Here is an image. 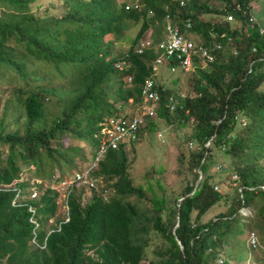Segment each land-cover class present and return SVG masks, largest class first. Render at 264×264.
Instances as JSON below:
<instances>
[{
	"label": "trees",
	"instance_id": "1",
	"mask_svg": "<svg viewBox=\"0 0 264 264\" xmlns=\"http://www.w3.org/2000/svg\"><path fill=\"white\" fill-rule=\"evenodd\" d=\"M37 1L0 0V87H9L6 93L0 89L6 96L0 110V264H216L210 260L225 239L230 259L220 264H264L260 25L249 28L246 38L237 35L233 48L240 50L235 56L224 61L217 55L209 68L196 67L204 83L201 86L196 78L190 91L188 77L187 97L171 104L168 91L153 84L157 106L153 115L144 116L147 123L137 138L144 139L141 133L150 131L152 120L161 119L175 133L182 131L185 140L178 149L186 147L187 153L176 156L177 179L168 187L170 192L151 190L149 197V184L135 185L129 174L123 143L95 158L99 130L103 120L124 113L128 98L141 105L143 83L155 80L152 64L158 56L153 46L135 51L148 28L151 40L161 38L167 15L178 29L190 17L192 31L204 42L211 39L210 32L218 31L211 17H200L199 12L213 13L203 5L207 0H139L140 11L126 10L116 0H48L42 13L32 10ZM211 1L237 2L247 10L250 0ZM54 2H60L62 12L53 11ZM233 13L242 18L240 12ZM136 24L133 37H125ZM111 36L127 44L113 56L112 40L107 41ZM161 60L159 66H175L172 56L161 54ZM116 64L124 67L117 69ZM225 74L229 78L223 81ZM137 138L125 142L133 144ZM184 167L196 169L193 181L184 176ZM23 170L41 183L52 173L63 182L80 176L67 185V209L61 219L55 217V225L48 220L57 209L56 190L47 183L41 194L31 197L29 182L18 180ZM222 173L234 176L236 187L225 211L202 222L207 210L223 198L213 188L226 175ZM93 178L107 191L106 199L94 195ZM63 188L66 192V185ZM84 191L90 201L83 208ZM133 197L147 198L151 207L140 208ZM245 208H250L249 214L238 212ZM241 227L248 229L247 246L238 237ZM250 234L256 236L260 255L252 253Z\"/></svg>",
	"mask_w": 264,
	"mask_h": 264
},
{
	"label": "rangeland",
	"instance_id": "2",
	"mask_svg": "<svg viewBox=\"0 0 264 264\" xmlns=\"http://www.w3.org/2000/svg\"><path fill=\"white\" fill-rule=\"evenodd\" d=\"M107 1V0H105ZM48 0L43 1H37L39 4L38 6L32 4V10L37 11L38 13H42L44 10V7L47 5ZM207 5L210 6H216L220 2H212L211 0H207L204 2ZM55 7L53 8V11L56 13L62 12V5H60V2H54ZM264 4V0H254L248 2V5L250 7V13L252 15V20L256 22L257 20L264 24V12L259 14L260 5ZM205 14V15H204ZM205 17H211L213 20L216 19L215 16H212L210 14L204 13ZM148 18L151 16L148 15ZM138 24L133 25L132 27L128 28L125 31V37H133V35L137 31ZM112 40V48H111V55L117 53L118 50L124 49L127 47V44L124 42H118L112 39V36L107 39V41ZM173 72H169V67L165 68L162 66L157 67V74L155 75V83L156 85H160L162 90L168 91V93L171 94H177L180 92H183L185 94H188L186 87L188 84V77L190 78V91H193V86L195 84L196 74L194 72L189 73H180L179 68L173 67ZM185 74V75H182ZM180 76V77H179ZM186 77V78H183ZM181 79V80H179ZM182 81V82H181ZM9 87H0V89H3L6 93L7 89ZM5 93H1L0 91V110L2 109V106L4 104L5 100ZM190 94V93H189ZM139 104H136V101H133L132 99L128 98L126 100V103L123 104L124 106V113L127 115H131L135 112V109ZM105 120L102 121V127L105 125ZM151 123V121H150ZM152 126L150 131L142 132L144 139L137 140L133 144H127L125 143L123 145V149L126 152L127 156V164L129 166V174L132 177L135 185H146L149 184L150 192L148 193V196L150 197L151 190H154L157 194L161 193L162 191H165L166 193L170 192L169 186L172 182H174L177 179L176 176V156L177 154H186V147L178 149V143L180 140L184 141V134L182 131L177 134L175 133V130L172 129L169 125H167L165 122H163L161 119H154L152 120ZM100 128L99 133H102L103 128ZM12 130V128H9ZM168 131V132H167ZM167 132V133H163ZM160 133V134H159ZM156 135V136H155ZM89 143H87L84 146V149L86 150L89 147ZM264 160V158L262 159ZM263 164V163H262ZM196 169H188L187 167H184V176L191 181L194 179L193 172H195ZM24 171V173H23ZM18 180H24L28 181L30 184L29 192L30 195L33 196L34 194H40L42 193L47 185L49 183L48 188L51 190H56L57 192V199L59 201V206L57 209H55L53 213V218L48 220V225H55V217H60V219L65 214V204L63 203V196L67 193V185L71 184L73 182L72 178H69L65 180L66 184V192H63L62 183L58 180V174L52 173L53 177L48 182L41 183L40 179H35L32 176H29V172L26 170H23ZM183 172V168H182ZM181 172V173H182ZM231 173V172H230ZM230 173H222L226 175H221L220 178H218V184H216V190L221 193L223 198L218 201V203L212 205L207 212L201 217V221L205 222L208 219L214 218L217 214L222 213L225 211L226 207L229 204L230 195L233 190V188L236 187V185H233L231 182L232 175ZM51 175V176H52ZM182 177V174L179 177L178 183ZM197 180V179H196ZM196 182V181H195ZM195 182L193 185H195ZM35 183H39V188H36L34 185ZM177 185L174 188H179ZM101 187L98 188V190L95 192L97 195L99 193ZM136 205H138L140 208H150L151 203L147 200V198H132ZM174 203V201H173ZM250 209V208H249ZM249 209H239L238 212L241 214H249ZM248 231L247 228L241 227V234H238V237L241 238V242L244 246H247L246 244V232ZM254 234H256V230H253ZM223 246L216 248L214 250L216 253L213 256V259L210 260L211 262L216 264H220L225 259H230V256H228L231 253L230 244L227 239L222 241ZM264 250V246H261ZM252 253L256 255H260L261 249L258 248V246H255V249L252 250ZM244 263H247L245 261ZM233 264V262L231 263Z\"/></svg>",
	"mask_w": 264,
	"mask_h": 264
},
{
	"label": "clouds",
	"instance_id": "3",
	"mask_svg": "<svg viewBox=\"0 0 264 264\" xmlns=\"http://www.w3.org/2000/svg\"><path fill=\"white\" fill-rule=\"evenodd\" d=\"M116 1L118 3H122L123 8L126 10H133V11L139 10L140 11L142 9L141 8L142 3L139 0H116ZM175 1L181 2L182 0H175ZM191 1L192 0H190V2ZM250 1H254V0H250ZM203 5L207 6V8L212 10L213 13L212 12H199L201 15L200 17H202V14H204V13L215 16L216 19L213 21L218 26V31L215 30L214 32H210L211 39L209 41L204 42L203 40H201L197 36L196 33H194L192 31V22H191L190 17L186 18L183 27L178 29L177 27H175L169 23L168 16L165 15L163 18L164 19V23L162 25L163 34H161V38H159L157 40H151V38H150L151 37L150 36V34H151L150 30L151 29L148 28L144 32V34L142 35L141 39H138L137 43L141 40H144L145 38L150 39L151 42H153V45H156V44L158 45L159 43L164 42L166 40L165 26H166V24H169L171 27L176 29L177 34H178L177 39H179L180 44L185 45L187 48L186 52H181L180 50H173L172 54L170 55L175 59V64H174L175 66H173V67L179 68L180 73L182 70L195 73L194 69L196 67H200L203 70L209 68V65L215 61V58L217 55H221V58L225 57L224 61L227 59V57L229 55L235 56L240 50L239 48H237V46H235L233 48L234 41H235L237 35L240 34L242 37L246 38L249 35V28H251L253 25H260L258 27V33H260V34L264 33V24H262L258 20L256 22H254L252 20V15L250 13V7L247 10L241 9V6L237 2H233L231 4L220 2L216 6H210V5H207L205 3ZM178 6H180V5H178ZM229 7L231 8V10H229ZM263 8H264V4L260 5L259 14H261L263 12ZM234 11L240 12V16L244 19H242V18L238 19L234 15V13H233ZM147 14L152 16L153 15L152 10L149 9L147 11ZM147 14H146V17H148ZM137 29H138V27H137ZM251 51H255V48L251 47ZM156 52H157L156 56H158L160 51L157 49ZM177 54L179 55V57H177ZM186 58H187L188 63L183 64L182 61ZM258 59H259V57L256 60H258ZM165 68H167L166 63H165ZM168 71L173 72V70H171V69H169ZM155 73L157 74V72H155ZM152 75H154V77H155V74H152ZM196 78L200 79V85L202 86L204 83L203 73L200 77L198 74L196 76ZM228 78H229L228 74H225L223 81L227 80ZM153 82H154V86H155L156 83L154 80H153ZM180 94H183V97H180ZM169 96H171L174 101L179 100V97L180 98L187 97V95L183 92H180L177 94L169 93ZM142 106H144V108H146V109L148 107L151 108L153 110V113H154V107L157 105L148 104V103L141 104V105L136 107L134 113H136L138 111V109H140V107H142ZM134 113H132L131 115H133ZM128 116H130V115H128ZM146 123H147V120L144 117L143 123L140 127L144 126ZM139 128L137 129V132H138L137 134L140 133ZM213 137H214V134H212L208 138V140L204 143V146H207L209 144V142L213 139ZM125 143L126 142H124L123 144H125ZM104 154L102 156H100V158L103 157ZM91 165L94 166L93 163H91ZM198 172H199L198 178H200V171L198 170ZM77 176L78 175H75V177L72 178L73 182H75L79 179V178H77ZM60 182H63V181H60ZM65 185L66 184H65V180H64V183H62V188ZM195 185H194V187H195ZM93 186L95 188V192L98 190L99 187H101L99 190V193L96 195L94 192V195L95 196H102L103 199H106L107 191L103 189L102 184L96 186L94 178H93ZM213 188L215 189L216 186H214ZM63 192L65 193L64 188H63ZM89 196H90V193L87 191H84V197H83L82 202H81V207H83L89 203V201H90ZM62 200H63V203L65 204V195L63 196ZM55 203L57 204V207H58L59 206L58 199H57V201H55ZM66 209H67V207H65L64 211H66Z\"/></svg>",
	"mask_w": 264,
	"mask_h": 264
},
{
	"label": "built area",
	"instance_id": "4",
	"mask_svg": "<svg viewBox=\"0 0 264 264\" xmlns=\"http://www.w3.org/2000/svg\"><path fill=\"white\" fill-rule=\"evenodd\" d=\"M165 30L166 40L164 42H161L158 45H153L150 39L145 38L135 45V51L137 53L142 52V50L150 48L151 46H153L155 51L157 49L160 51L158 57L152 64V74L155 75L157 67L162 64L161 54L168 58L172 54L173 50H180L181 52H186L187 50L186 46L181 45L179 39H177L178 34L175 28L171 27L169 24H166ZM177 57H179L178 54ZM182 62L183 64H187V58ZM115 67L120 69L124 67V65L116 64ZM171 70H173V68H171ZM153 84L154 82L152 79L145 80L143 83L139 91L140 101L142 104L149 103L157 105L159 94L153 87ZM180 97H183V94H180ZM167 101L171 104H174V100L171 96L168 97ZM168 107L170 109L172 108L171 105ZM145 115H153V110L149 107L146 110L144 106H142L133 115L128 116L127 114L122 113L117 118L110 120L109 122L105 121L106 123L102 127L104 131L100 133V138L98 140L99 144L96 150L95 158L102 156L108 149H114L116 147L115 145L119 142L124 143L129 139L137 138V129L142 125ZM77 178L80 179V176H77ZM232 178H234V176H232ZM249 244L251 247L256 246L255 235L250 234Z\"/></svg>",
	"mask_w": 264,
	"mask_h": 264
},
{
	"label": "water",
	"instance_id": "5",
	"mask_svg": "<svg viewBox=\"0 0 264 264\" xmlns=\"http://www.w3.org/2000/svg\"><path fill=\"white\" fill-rule=\"evenodd\" d=\"M199 181V178L197 179V181H196V183L195 184H197V182Z\"/></svg>",
	"mask_w": 264,
	"mask_h": 264
},
{
	"label": "crops",
	"instance_id": "6",
	"mask_svg": "<svg viewBox=\"0 0 264 264\" xmlns=\"http://www.w3.org/2000/svg\"><path fill=\"white\" fill-rule=\"evenodd\" d=\"M55 201H57V198H56V200Z\"/></svg>",
	"mask_w": 264,
	"mask_h": 264
}]
</instances>
